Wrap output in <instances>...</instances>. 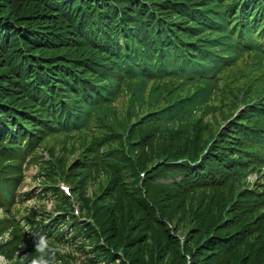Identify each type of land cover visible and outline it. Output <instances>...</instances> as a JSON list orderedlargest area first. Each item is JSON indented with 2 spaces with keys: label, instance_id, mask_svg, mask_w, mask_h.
Here are the masks:
<instances>
[{
  "label": "trees",
  "instance_id": "1",
  "mask_svg": "<svg viewBox=\"0 0 264 264\" xmlns=\"http://www.w3.org/2000/svg\"><path fill=\"white\" fill-rule=\"evenodd\" d=\"M123 93L125 121L112 119ZM239 103L245 111L212 135L207 118ZM143 108L151 113L140 116ZM50 140L81 149L69 168L61 158L42 164L48 185L37 197L61 200L64 216L24 230L11 217L29 196L18 193L23 165L37 162L43 144L53 156ZM205 152L217 156L207 165L214 193L193 211L195 187L159 180L172 178L173 164L207 162ZM151 156L165 163L150 171ZM263 170L264 0H0V209L9 215L0 235H12L0 252L8 259L9 245L34 252L35 236L53 244L70 230L107 260L122 248L120 264H143L147 249L151 264H264V191L234 202L236 185ZM59 178L98 229L65 219L71 202Z\"/></svg>",
  "mask_w": 264,
  "mask_h": 264
},
{
  "label": "rangeland",
  "instance_id": "2",
  "mask_svg": "<svg viewBox=\"0 0 264 264\" xmlns=\"http://www.w3.org/2000/svg\"><path fill=\"white\" fill-rule=\"evenodd\" d=\"M103 30H105L107 33L114 32L110 24H105L103 26ZM126 46L130 47L129 44H126ZM225 82L226 81H223L220 85V87L223 89L225 88V84H224ZM193 88L197 90L196 86H193ZM185 91L180 95L184 94ZM127 99H128L127 95L123 93L114 102L112 107L115 111V114L112 119L125 121V109L127 106ZM245 109H246L245 104L239 103L237 107H235L230 111L226 109L223 110L226 114L225 118H222L220 114H216L215 117L209 116L207 118V122L211 123V125L214 127L212 135H218L220 132H222L231 122H233L239 116V114L244 112ZM148 113H151V111L148 110L147 108H143L142 110L139 111L140 116ZM122 135L124 136L125 133L121 132V136ZM206 141H208V139ZM52 142H53L52 140L49 141L50 144ZM122 143L123 145H125L124 137H122ZM52 146H53V156L49 152V148H47L46 145L43 144V146L39 148L38 151L36 152V155L39 157L37 162L34 164L26 163L23 165V182L18 188V193L21 195L27 194L29 196L28 198L24 197V199L26 200L17 202L15 206L16 211L12 212L11 217H13L16 221H18L20 225L24 228V230H26L28 227L27 222L41 221L42 224H49L50 222L59 220L60 217L64 216L61 210L55 209L57 204L59 205L61 204V200L56 199L49 192L45 197L42 198L37 197L38 194H41L43 192V190L45 189L44 187L48 185L47 182H45V176H44L45 172L44 170L41 169L43 167L42 164L44 162H50L53 165H55L56 160L61 158L64 159L65 161V168H69L71 165L79 161L81 149L79 146V142L77 140L69 141L64 145H61L60 143H56V144L52 143ZM212 146L213 145H211V142H208V147L212 148ZM205 153L206 154L203 157L207 158L209 152H205ZM125 154L128 156L130 160L134 161V158L133 156L130 155V152L127 147H125ZM147 159L151 163L149 165L150 171L156 170L157 168H159L158 165L165 163L163 162L162 159H158V157L156 156H151ZM207 159L208 161L203 164L202 162L204 160H199L197 162L189 164L188 167H185L184 162L173 164L172 166L175 167V171L172 178L168 176H164V178L159 180V182L161 183H174V182L179 183L185 180V184L187 185V187L190 185L192 186L191 189L195 187L197 199L192 198L190 204V207L192 208L193 211H195V204H197L198 206V204L202 201L201 198L203 193L209 195L210 197L212 196V193H214L213 190L209 189L210 183L208 182L209 181L208 179L210 176L209 174L210 172L208 170L207 165H210V163L214 162V160L217 159V156H209ZM176 167H178V169ZM196 170H199V174H196ZM58 176H60V173ZM145 178H146V172L139 170L138 187L140 189L143 188ZM60 185H65L68 188V193H64L59 188ZM258 185H260L261 187H257ZM57 187L64 196L69 198L71 202V209L67 211L69 212V215H65V219H69L72 216H74L80 222L90 224L91 226H93V228L98 229L92 216H85L84 213L80 210L79 205L76 202V198L73 195L69 184L65 181L64 178L58 179ZM188 190L189 189H185V192H187ZM93 191H94V187H90L88 193L91 195ZM250 191H258V192L264 191V170L248 172V174L242 180V182L236 185V188L234 190V193L236 194L234 196V202L237 200L238 193L250 192ZM192 195H194V193H192ZM230 213L231 210L229 208V205H226L224 211L222 212L224 221L226 222L229 221L228 217ZM4 217H9V215L0 209V219ZM196 218L198 221L197 214H196ZM185 222L186 220H184V223ZM182 226L183 223H180V227ZM68 229L69 228L64 230L67 231ZM177 234L179 235L180 242L182 243L184 241L183 235L180 233ZM11 239H12V235L10 231L4 232L3 234L0 235V246L6 245L11 241ZM60 243H62L63 245L60 246V251L57 254L58 264H115V263L120 264L121 262H126V263L128 262L124 256V252L122 248L117 249L115 258H111L110 260H107L104 252L95 249L93 244L83 243L76 236H74L70 230L63 236V238L57 239L52 245L56 246L59 245ZM98 244L102 247L106 246L104 240H100ZM7 248L9 250V253L12 255V258L8 259L4 254L0 252V264H9L10 261H12L14 258H17V254H20L21 256L27 254L28 259H31L32 256L36 255V253L28 249L26 243L24 242L17 243L15 245H9L7 246ZM146 253H149L148 249ZM146 253L141 254L137 260L143 261V264H151V262L148 261L146 258ZM25 264H27V261L25 262Z\"/></svg>",
  "mask_w": 264,
  "mask_h": 264
},
{
  "label": "clouds",
  "instance_id": "3",
  "mask_svg": "<svg viewBox=\"0 0 264 264\" xmlns=\"http://www.w3.org/2000/svg\"><path fill=\"white\" fill-rule=\"evenodd\" d=\"M34 253L36 255L28 259V255L21 256L17 254V258H14L9 264H58L57 254L60 251V246H53L50 243L49 237L45 234H39L33 239Z\"/></svg>",
  "mask_w": 264,
  "mask_h": 264
}]
</instances>
